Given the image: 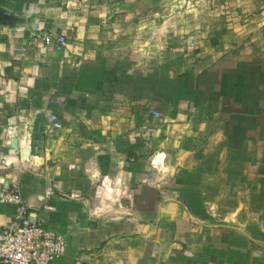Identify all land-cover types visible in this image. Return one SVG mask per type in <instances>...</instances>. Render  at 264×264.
I'll return each mask as SVG.
<instances>
[{
	"label": "crops",
	"instance_id": "1",
	"mask_svg": "<svg viewBox=\"0 0 264 264\" xmlns=\"http://www.w3.org/2000/svg\"><path fill=\"white\" fill-rule=\"evenodd\" d=\"M157 3L0 0L10 16H0V189L18 194L44 228L65 236L67 252L51 264H156L152 245L160 240L177 244L160 264H264V195L257 220L246 209L240 227L226 236L214 225L208 233L205 223L189 226L180 218L183 227L172 225L163 239L167 227L160 229L145 202L131 201L128 217L119 216L125 197L138 202L169 192L149 184L140 189L142 173L162 162L150 144L140 145L150 137L139 139L135 121L153 117L155 79L153 71L136 78L138 68L123 58L127 7ZM37 24L45 33L65 34V49L44 45L34 35ZM200 151L197 158L204 157ZM109 193L121 199L110 205ZM17 209L0 203V235L16 227Z\"/></svg>",
	"mask_w": 264,
	"mask_h": 264
},
{
	"label": "rangeland",
	"instance_id": "2",
	"mask_svg": "<svg viewBox=\"0 0 264 264\" xmlns=\"http://www.w3.org/2000/svg\"><path fill=\"white\" fill-rule=\"evenodd\" d=\"M158 1L127 7L123 29L129 51L123 58L138 68L136 78L154 72L155 79L153 117L135 121L139 139L150 137L140 145L150 144L162 162L142 173L140 189L149 184L169 192L138 202L125 197L119 216L128 217L131 201L135 207L145 202L156 211L160 229L167 227L163 239L172 225L183 227L180 218L189 226L205 223L208 233L214 225L226 236L240 227L246 209L252 221L262 211L264 111L258 103L264 99V0ZM199 150L204 157L197 158ZM116 199L121 198L110 194L105 201L111 205ZM159 243L152 245L156 264L177 248Z\"/></svg>",
	"mask_w": 264,
	"mask_h": 264
},
{
	"label": "built area",
	"instance_id": "3",
	"mask_svg": "<svg viewBox=\"0 0 264 264\" xmlns=\"http://www.w3.org/2000/svg\"><path fill=\"white\" fill-rule=\"evenodd\" d=\"M34 35L55 51H63L67 45L65 34L45 33L38 24ZM50 120L53 127L62 126L56 115H51ZM46 195L50 196L51 191L47 190ZM0 203H13L18 207L16 227L0 235V264H51L66 254L65 236L44 228L18 194L0 189Z\"/></svg>",
	"mask_w": 264,
	"mask_h": 264
},
{
	"label": "water",
	"instance_id": "4",
	"mask_svg": "<svg viewBox=\"0 0 264 264\" xmlns=\"http://www.w3.org/2000/svg\"><path fill=\"white\" fill-rule=\"evenodd\" d=\"M0 16L1 17H7L10 18L9 15H7L3 10L0 9ZM261 106L264 108V103H261Z\"/></svg>",
	"mask_w": 264,
	"mask_h": 264
},
{
	"label": "bare ground",
	"instance_id": "5",
	"mask_svg": "<svg viewBox=\"0 0 264 264\" xmlns=\"http://www.w3.org/2000/svg\"><path fill=\"white\" fill-rule=\"evenodd\" d=\"M161 157V156H160Z\"/></svg>",
	"mask_w": 264,
	"mask_h": 264
}]
</instances>
